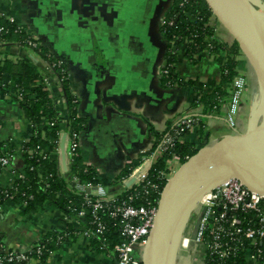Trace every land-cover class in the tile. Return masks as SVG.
I'll return each instance as SVG.
<instances>
[{
  "label": "crops",
  "instance_id": "obj_1",
  "mask_svg": "<svg viewBox=\"0 0 264 264\" xmlns=\"http://www.w3.org/2000/svg\"><path fill=\"white\" fill-rule=\"evenodd\" d=\"M173 1L0 0V18L13 19L14 25L51 59L62 63L75 116L82 124L79 156L98 180L116 179L126 165L151 151L158 136L179 116L188 114L198 119L197 126L179 140L197 151L224 137L244 133L251 123L257 86L240 52L235 70L247 77L248 86L235 131L224 120L229 103L227 86L225 95L215 93L235 44L233 38L210 12L205 48L193 47L186 38L168 41L161 29ZM251 1L264 15V0ZM8 42L0 46V56L11 62L18 57L30 58L38 73L44 74L42 60L18 48L16 41ZM168 65L175 76L169 85L162 82V69ZM9 81L5 74L1 82L10 86ZM10 89H0L1 154L5 147L19 148L33 137L31 123L22 115ZM53 93L55 98L63 95L65 99L63 86ZM64 108L66 103L55 105L57 112ZM51 158L55 161L54 156ZM22 167L18 155L3 167L0 188L9 186L13 174L22 172ZM118 183L115 188L120 189V180ZM86 215L81 209L66 215L48 201L29 211L21 202L4 201L0 241L9 250L28 252L55 234L62 240L55 242L45 264H117L113 253L100 251L93 240L81 235L89 228ZM199 261L200 251L194 248L179 251L176 264ZM27 264L41 263L33 260Z\"/></svg>",
  "mask_w": 264,
  "mask_h": 264
},
{
  "label": "built area",
  "instance_id": "obj_2",
  "mask_svg": "<svg viewBox=\"0 0 264 264\" xmlns=\"http://www.w3.org/2000/svg\"><path fill=\"white\" fill-rule=\"evenodd\" d=\"M8 23L14 25V20L8 19ZM168 24L170 25L171 22ZM14 27V32H22L18 26L14 25ZM7 33L8 29L0 26V46L9 44L8 41L2 39V35ZM15 45L28 51L37 50L39 47L30 37L16 41ZM48 58L50 59L42 61L45 69L44 74H42L41 85L52 97L54 105L57 106L66 103V101L63 95L55 98L53 91L57 87L62 90L67 75L60 61L51 59L49 55ZM0 59L5 60L2 55ZM168 67L169 65L162 69V77L168 76ZM7 84L0 82V89L6 91ZM247 86V77L236 71V75L226 88L229 103L224 114V120L233 131L237 129V115ZM36 87L37 84H33L27 88L33 90ZM10 91L17 103H20L23 99L22 91L17 87L11 88ZM56 120L59 122V127L54 151L45 154L39 147L33 150L25 149L22 145L26 142H23L19 148L9 150L5 147L3 149L0 156V166L2 168L8 166L17 155L22 159L25 154H34L50 160H53L51 155L54 156L58 174L65 179L75 195L82 197L83 206L89 209V225L91 227L83 230L81 235L89 240L98 241L100 251L113 253L117 259V264H141L142 251L157 213L159 195L181 162L175 155H172L166 162V170L159 172L156 177L158 181L163 183L161 188L157 183L149 181V171L161 156L163 149L172 147L179 142L181 137L197 126L198 119L185 114L173 120L170 127L173 133L166 131L161 134L154 149L143 153L139 157L138 164L131 169L127 176L120 179L121 190L136 186L153 190L152 199L144 198V203L139 206L124 203L116 204L113 196L102 185L82 182L75 173L71 172L72 159L79 156V134L70 127V113L67 108H64L62 112H57ZM42 122L49 123L45 120ZM31 126L33 127L32 123ZM35 135L33 133V137ZM24 177V171L15 172L9 187H12L15 180ZM15 195V189L13 193L5 192L4 201H13ZM145 195H149V192H145ZM134 199H136V195L130 196L128 201ZM25 205L26 202H23L22 206L25 207ZM85 208H81V210L85 211ZM73 211L77 213L78 210L74 209ZM104 211L108 212L111 219L118 221L120 239L111 248H108L104 240L107 228L99 216ZM240 238L248 243V247L241 250L245 264H264V195L250 191L237 180L231 179L215 186L200 199L194 216L180 241L179 250L188 252L198 248L200 251L199 264H205L207 254L224 259L236 252L238 247L232 245L238 242ZM61 239V237L57 238L58 241ZM33 253L34 256H31L29 251L9 250L0 241V264H27L33 260L39 263L42 249L37 247Z\"/></svg>",
  "mask_w": 264,
  "mask_h": 264
},
{
  "label": "trees",
  "instance_id": "obj_3",
  "mask_svg": "<svg viewBox=\"0 0 264 264\" xmlns=\"http://www.w3.org/2000/svg\"><path fill=\"white\" fill-rule=\"evenodd\" d=\"M210 11L207 5L202 0H174L169 13L162 26V33L168 41H176L182 38L188 39L193 44V47L205 48L204 36L210 35V31L206 28L207 18ZM171 22L169 25L168 23ZM0 26L8 29L7 34L2 35V39L5 41H21L27 39L29 36L23 32H14V25L9 24L8 21L0 18ZM37 50H29L31 57H37L40 60L50 59L48 54L41 47H37ZM194 49L191 46V50ZM239 49L235 43L230 50V56L225 66L221 70L220 83L215 89V93L219 96L225 95V88L228 86L232 78L236 75V61L235 58L239 55ZM171 63V59L169 60ZM169 74L165 78H162V82L165 84H172L175 80L173 70L168 67ZM8 75L10 79V86L8 88L17 87L23 93V99L19 103L22 115L32 123V131L36 135L32 137L29 142L24 143L22 146L26 149L33 150L39 147L45 154H49L55 149V141L57 140V130L59 122H57V109L53 103L50 94L41 85L42 75L38 73L37 66L30 58L18 57L15 62L3 61L0 62V82L4 75ZM37 84V87L30 90L27 87ZM63 91L65 95L67 109L70 113V127L72 130L78 132L82 128V124L75 116L74 105L72 103V97L67 90L66 81L63 82ZM217 95V96H218ZM208 109L211 108L209 103ZM43 120L49 122L46 124ZM171 125L167 128L168 132ZM160 138L158 136L157 140ZM155 147V146H154ZM154 149V148H153ZM152 149V150H153ZM11 150V149H9ZM197 150L191 144L175 143L172 147H166L163 149L161 156L152 165L149 171V181L158 184L159 188L163 186V183L156 179L159 172L166 170V162L175 155L183 163L186 158L194 155ZM2 154L0 153V156ZM139 158L136 159L130 165H126L119 175L114 180H98L95 178L93 170L90 167H86L82 164L80 156H75L72 159L70 170L75 173L82 182H90L93 185H102L109 194L113 196L116 204H130L139 206L144 203V198L152 199L153 190L147 187L136 186L126 190L121 188H115L119 184V180L127 176L131 169L137 165ZM23 167L22 171L25 172L23 179L15 180L12 187L6 186L0 188V204L4 202V193H13L16 190L14 200L18 202H26L25 209L27 211L34 210L40 207L44 202L48 201L53 203L61 212L66 215H74L75 210L85 208L83 206V200L81 196L75 195L73 190L69 188L68 183L63 177H61L56 168V162L50 159H43L40 156L24 155L22 158ZM2 167L0 166V171ZM145 192H149V195H145ZM136 195V199L128 201L130 196ZM31 197V198H30ZM87 213L86 220L90 221L89 209L85 208ZM101 220L104 222L107 231L104 235V240L111 248L115 245L119 237L118 221L111 219L107 211L99 214ZM89 227H91L89 225ZM55 234H50L44 238V240L35 245L29 252L31 256H34V249L41 248L42 254L39 257V262L45 264L49 252L55 249V242L57 238ZM62 240V239H61ZM96 243V247L99 246V242L93 240ZM233 247H238L236 252L231 253L224 259H219L215 255H206L205 264H245L241 250L248 247V243L240 238Z\"/></svg>",
  "mask_w": 264,
  "mask_h": 264
},
{
  "label": "water",
  "instance_id": "obj_4",
  "mask_svg": "<svg viewBox=\"0 0 264 264\" xmlns=\"http://www.w3.org/2000/svg\"><path fill=\"white\" fill-rule=\"evenodd\" d=\"M237 44L256 81L257 102L248 129L198 150L163 186L141 264H176L180 241L200 199L237 180L264 195V15L251 0H202Z\"/></svg>",
  "mask_w": 264,
  "mask_h": 264
},
{
  "label": "rangeland",
  "instance_id": "obj_5",
  "mask_svg": "<svg viewBox=\"0 0 264 264\" xmlns=\"http://www.w3.org/2000/svg\"><path fill=\"white\" fill-rule=\"evenodd\" d=\"M197 209V208H196ZM196 211V210H195ZM194 216V215H193ZM193 218V217H192Z\"/></svg>",
  "mask_w": 264,
  "mask_h": 264
}]
</instances>
